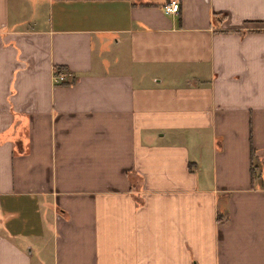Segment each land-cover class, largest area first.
Listing matches in <instances>:
<instances>
[{"label":"crops","instance_id":"0c3cea01","mask_svg":"<svg viewBox=\"0 0 264 264\" xmlns=\"http://www.w3.org/2000/svg\"><path fill=\"white\" fill-rule=\"evenodd\" d=\"M167 1L0 0V264H264V0Z\"/></svg>","mask_w":264,"mask_h":264},{"label":"built area","instance_id":"2783aa9c","mask_svg":"<svg viewBox=\"0 0 264 264\" xmlns=\"http://www.w3.org/2000/svg\"><path fill=\"white\" fill-rule=\"evenodd\" d=\"M178 9V0H168L164 5H163V10L166 13H176ZM65 74L64 73H57L52 76V80L54 83H60L64 80Z\"/></svg>","mask_w":264,"mask_h":264},{"label":"trees","instance_id":"16d2710c","mask_svg":"<svg viewBox=\"0 0 264 264\" xmlns=\"http://www.w3.org/2000/svg\"><path fill=\"white\" fill-rule=\"evenodd\" d=\"M56 70V69H55Z\"/></svg>","mask_w":264,"mask_h":264}]
</instances>
